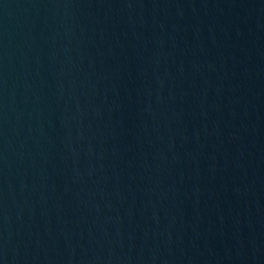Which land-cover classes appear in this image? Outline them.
Listing matches in <instances>:
<instances>
[{"label": "water", "instance_id": "obj_1", "mask_svg": "<svg viewBox=\"0 0 264 264\" xmlns=\"http://www.w3.org/2000/svg\"><path fill=\"white\" fill-rule=\"evenodd\" d=\"M0 264H264V0H0Z\"/></svg>", "mask_w": 264, "mask_h": 264}]
</instances>
